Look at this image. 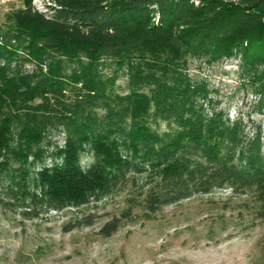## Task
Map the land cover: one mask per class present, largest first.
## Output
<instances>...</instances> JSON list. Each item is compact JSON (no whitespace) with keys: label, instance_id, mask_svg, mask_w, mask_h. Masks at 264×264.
Masks as SVG:
<instances>
[{"label":"trees","instance_id":"1","mask_svg":"<svg viewBox=\"0 0 264 264\" xmlns=\"http://www.w3.org/2000/svg\"><path fill=\"white\" fill-rule=\"evenodd\" d=\"M198 1L62 0L51 16L27 2L12 25L0 27V53L9 52L7 59L18 50L41 59L50 49L72 61L85 56L95 67L80 74L90 93L62 122V145L53 144L52 133L43 128L15 131L11 117L0 122V204L35 219L129 187L142 200L131 199L124 218L137 205L151 217L164 205L229 187L264 207L260 131L244 144L241 120L230 124L223 111L205 114L197 97L205 99L214 89L188 72L193 57L208 66L239 60L240 86L262 111L264 0ZM113 57L132 68V77L137 72L136 78L131 94L118 99V110L99 118L92 100L104 99L106 81L97 66ZM7 75L0 65V78ZM146 83L155 85L157 111L179 128L163 133L150 128L142 117L150 100L137 92ZM120 221L107 222L100 234L112 236Z\"/></svg>","mask_w":264,"mask_h":264},{"label":"rangeland","instance_id":"2","mask_svg":"<svg viewBox=\"0 0 264 264\" xmlns=\"http://www.w3.org/2000/svg\"><path fill=\"white\" fill-rule=\"evenodd\" d=\"M226 1L238 4L242 0ZM27 2L51 16L62 0H0V27L12 25L14 13ZM45 52L41 59L23 50L16 51L12 59H7L9 52L0 53V65L8 69V75L0 78V122L11 117L15 131L43 128L52 133L53 144L62 145V122L73 116V104L90 93L85 89V75L80 74L94 72L95 67L85 56L72 61L50 49ZM113 58H103V65L99 62L97 66L106 81V96L100 101L88 98L99 118L118 110V99L131 94L132 68ZM189 59V75L207 80L214 89L205 99L197 97L205 114L223 111L230 124L241 120L244 144L260 131L264 152V108L259 111L257 99L241 88L239 60L225 59L208 66ZM154 86L146 83L137 89L150 100L142 117L159 133L179 128L172 118L157 111ZM138 197L129 187L115 189L81 208L50 211L35 219L0 204V264H264V207L251 195L218 188L164 205L151 217L137 205L124 218L130 200L140 202L142 197ZM115 218H121L117 231L110 237L101 235V228Z\"/></svg>","mask_w":264,"mask_h":264}]
</instances>
